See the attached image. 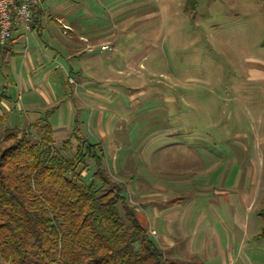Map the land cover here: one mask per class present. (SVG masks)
<instances>
[{"label": "rangeland", "instance_id": "obj_1", "mask_svg": "<svg viewBox=\"0 0 264 264\" xmlns=\"http://www.w3.org/2000/svg\"><path fill=\"white\" fill-rule=\"evenodd\" d=\"M42 9V37L29 34L0 59L9 105L0 104V153L16 129L42 137L40 118L58 145L99 141L106 168L148 222L154 205L188 210L195 232L209 219L225 251H246L250 262L237 264H264V0H44ZM72 21L90 39L86 55L103 60L83 58L74 83ZM109 38L115 50L101 52ZM28 53L44 63L33 86ZM201 242L191 251H205Z\"/></svg>", "mask_w": 264, "mask_h": 264}, {"label": "trees", "instance_id": "obj_2", "mask_svg": "<svg viewBox=\"0 0 264 264\" xmlns=\"http://www.w3.org/2000/svg\"><path fill=\"white\" fill-rule=\"evenodd\" d=\"M43 1L32 29L18 24L0 44L1 57L9 42L43 34ZM6 98L0 93L1 105ZM40 126L37 139L11 132L0 153V264H174L106 168L102 143L77 136L75 149L72 138L58 145L54 127L41 118ZM261 215L264 235V209Z\"/></svg>", "mask_w": 264, "mask_h": 264}, {"label": "crops", "instance_id": "obj_3", "mask_svg": "<svg viewBox=\"0 0 264 264\" xmlns=\"http://www.w3.org/2000/svg\"><path fill=\"white\" fill-rule=\"evenodd\" d=\"M69 29H72V39L69 38L68 43V51L69 56H72V59H76L78 67L71 69V81L76 82L75 76H72V73L78 72L79 74H82L86 71V68L82 66V59L84 58L85 61L92 62V59L95 58L97 61H99L100 67L103 64V60H101L99 57H93V55H86V51L83 48V44H86L87 47H91L90 45V39L82 32L79 33V36L75 34L76 28L78 27L77 24H75L73 21L72 23L69 22L68 25H66ZM36 37H38V34L33 32ZM42 37V33L41 36ZM79 37V38H78ZM110 40H105L103 44L110 43L112 46V50L114 49V44ZM115 39V37H113ZM22 40H16L14 42H9L6 45V53L3 57L5 60L9 59L10 56H13L17 53V44L21 43ZM82 42V43H81ZM21 45V44H19ZM40 47L44 46L45 51L51 50L53 53L56 52V48L54 46H51V42H43L42 44L39 43ZM107 51V50H104ZM101 49V52H104ZM28 52V51H27ZM50 57L53 58V60L57 59L58 55L49 53ZM28 55L30 58V63L26 60L24 63V66L27 67L28 71V81L33 86V73L37 70L35 64H40L42 66L43 61L39 57H34V55L25 54V56ZM54 55V56H52ZM55 69H50L47 74H52V72ZM26 89H24L25 91ZM26 92V91H25ZM7 107L9 108L8 103L6 102ZM152 213L155 216L151 221H149L150 230L154 236V238L158 241V243L164 248L166 252V256L168 260L173 262L174 264H204V260L201 258H198L200 254L206 255L210 261L212 259H218L221 258V264H237L238 259L242 258L243 260H247V262H250V258L246 251H225L224 249V242L221 238V233L219 231L218 226H214L213 223L210 222L209 219L202 220L198 226L197 229H201V232H195V225H197V222L190 223V220H186L185 215L188 214V210L182 212H176V208H167L164 210H160L158 206L154 205L152 207ZM161 218L164 219V224L158 223L157 220H160ZM201 234V235H200ZM201 239V243L206 249L205 251H191L194 244H197L198 239ZM230 240V238H229ZM210 245V246H209ZM228 247H232L234 250V247H236V244L231 245L229 243ZM241 250V249H240Z\"/></svg>", "mask_w": 264, "mask_h": 264}, {"label": "built area", "instance_id": "obj_4", "mask_svg": "<svg viewBox=\"0 0 264 264\" xmlns=\"http://www.w3.org/2000/svg\"><path fill=\"white\" fill-rule=\"evenodd\" d=\"M42 0H0V44L8 42L18 24L26 31L32 29L33 12L39 8ZM102 50H112L110 43L102 45Z\"/></svg>", "mask_w": 264, "mask_h": 264}]
</instances>
